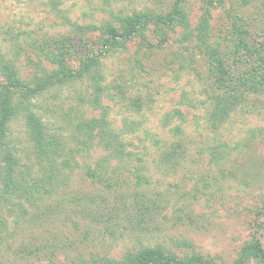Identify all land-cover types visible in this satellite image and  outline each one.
<instances>
[{
	"label": "rangeland",
	"instance_id": "obj_1",
	"mask_svg": "<svg viewBox=\"0 0 264 264\" xmlns=\"http://www.w3.org/2000/svg\"><path fill=\"white\" fill-rule=\"evenodd\" d=\"M172 6L0 0V85L15 78L34 88L90 57L104 76L102 108L87 78L25 98L60 145L78 146L58 158V171L38 164L25 114L10 121L11 152L50 192L36 204L21 192L0 199V264H103L157 245L233 264L253 237L264 247V0H187L189 40L181 24L149 25L106 49L87 28L111 11L165 15ZM220 101L230 104L222 111ZM92 118L105 125L93 139L78 127ZM118 145L125 155L111 153Z\"/></svg>",
	"mask_w": 264,
	"mask_h": 264
},
{
	"label": "trees",
	"instance_id": "obj_2",
	"mask_svg": "<svg viewBox=\"0 0 264 264\" xmlns=\"http://www.w3.org/2000/svg\"><path fill=\"white\" fill-rule=\"evenodd\" d=\"M199 1L204 6L211 8L224 5L228 0ZM238 1L243 4L248 3V0ZM186 3L187 0H173L171 11L165 15L155 13L156 11L148 8L142 11L135 10L131 14L118 12L115 15L113 11H111V19L105 20L103 24L101 23L96 27H94V25H89L87 28H89V30L95 29V31H98L103 36L104 41L102 45L106 49L113 48L117 44L129 41L137 34H140L141 31L146 29L149 25L170 27L181 24L187 31L185 36L186 39L189 40L191 35L188 31L189 24L185 14ZM75 27L80 26L76 25ZM204 38L203 35L199 41L203 42ZM101 70L100 59L98 57H90L82 63L78 69L75 70L68 67L62 68L60 71L55 72L53 77L50 76V78L42 84L37 83L34 88H27L26 83L15 78L11 79L13 83L9 86L0 85V160L4 164L3 167L0 168V176L3 181V192L0 194L1 200H7V196L21 192L29 203L30 201H34L36 204L37 201L43 202L44 199L42 196L50 192L44 185L40 186L42 178L40 181L34 178L33 165L30 162L22 163L21 160L15 157L11 152V147L7 141L11 132L9 123L14 120L20 112L25 114L29 139L33 144L36 160L46 171L49 172L50 169L58 171V167L61 165L58 164V158H61L64 151L72 153L75 152L74 150L78 149L77 146L76 149L69 147L68 150H66L67 146H63V144L60 145L61 140L55 138L54 135L50 133L51 129H49V131L43 120L31 109L32 102L25 100V98L28 97L30 100H33L34 97L40 95L46 89L56 86L72 85L77 81H82L87 78L92 82L91 88L93 89V94L91 96V102L95 104L96 107L102 108L100 95L104 91V87L102 86L104 76ZM20 94L21 96L18 97ZM22 97L24 101L21 102L20 99ZM225 103L226 102L221 103L220 101L218 105H220V107L222 106L221 109H224L230 104ZM104 126L105 125H101L100 119L94 118L84 119V121L78 125L80 130L90 138L97 129L103 130L102 128ZM93 138L94 137H92V139ZM80 144L81 146H88L89 142L83 141L80 142ZM118 147H110L111 153H118V155L121 156L125 155L124 145H118ZM64 163L65 161L62 162L63 165ZM93 174H96V172H93ZM53 179V176L48 178L49 181ZM21 180L25 182L31 181V187L24 185ZM2 223L5 224V218L3 216V209L0 207V224ZM3 238L4 237L0 234V239L3 240ZM99 262L103 264H216L213 258L195 252L185 253L183 257H180L162 245L130 250L119 259H109L104 256L99 259ZM252 262L264 264V247L255 237L241 248L233 264H251Z\"/></svg>",
	"mask_w": 264,
	"mask_h": 264
}]
</instances>
